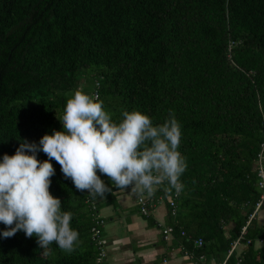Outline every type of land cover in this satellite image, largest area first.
I'll return each instance as SVG.
<instances>
[{
  "label": "trees",
  "instance_id": "16d2710c",
  "mask_svg": "<svg viewBox=\"0 0 264 264\" xmlns=\"http://www.w3.org/2000/svg\"><path fill=\"white\" fill-rule=\"evenodd\" d=\"M84 70L113 122L124 111L154 125L179 122L187 168L177 214L168 208V216L186 251L200 264H264V201L248 223L262 194L264 0H0V161L24 141L63 131L57 118L75 91L84 93ZM51 163L49 191L72 214L79 243L68 253L53 242L45 254L36 236L3 237L0 223V264H100L98 206ZM165 188L152 196H167Z\"/></svg>",
  "mask_w": 264,
  "mask_h": 264
},
{
  "label": "clouds",
  "instance_id": "9594fccd",
  "mask_svg": "<svg viewBox=\"0 0 264 264\" xmlns=\"http://www.w3.org/2000/svg\"><path fill=\"white\" fill-rule=\"evenodd\" d=\"M57 119L63 131L45 134L39 144L24 141L0 161V223L7 227L3 237L22 231L28 238L36 236L45 254L53 242L65 252L75 250L79 233L70 227L72 214L61 211V200L49 191L55 175L52 160L65 179L93 200L112 191L97 171L115 188L139 195L152 196L163 183L182 189L187 163L178 151L182 132L174 116L154 125L139 111H124L116 123L101 101L77 90ZM40 151L47 160L37 159Z\"/></svg>",
  "mask_w": 264,
  "mask_h": 264
},
{
  "label": "crops",
  "instance_id": "0c3cea01",
  "mask_svg": "<svg viewBox=\"0 0 264 264\" xmlns=\"http://www.w3.org/2000/svg\"><path fill=\"white\" fill-rule=\"evenodd\" d=\"M164 184V183H163ZM163 184L155 188L162 187ZM112 189V188H111ZM169 189V190H168ZM171 188H165L170 193ZM167 196L153 205L149 216L137 205V193L131 189H112L103 199H95L97 213L105 217L104 240L108 252L105 264H200L202 261L186 251L181 237L163 230L171 225ZM159 195V196H161ZM166 198V199H165ZM165 200V201H164ZM264 224V214H257ZM242 247V246H240ZM217 263V262H216Z\"/></svg>",
  "mask_w": 264,
  "mask_h": 264
},
{
  "label": "built area",
  "instance_id": "2783aa9c",
  "mask_svg": "<svg viewBox=\"0 0 264 264\" xmlns=\"http://www.w3.org/2000/svg\"><path fill=\"white\" fill-rule=\"evenodd\" d=\"M258 173H259V176L261 177L259 181V185H260V188L262 189V194H261L259 201L257 202L256 209L250 215L248 223L251 221L253 217H255L256 212L259 210V208L261 207L264 201V164L263 163L259 164ZM180 192L181 190L179 192L174 190L172 193H170V195L167 198L169 201V208L171 209V212L173 215L177 214L176 199L179 196ZM162 200H163L162 195L156 197V196H148L147 194H143V195H138L137 205L143 214H150L152 211L153 205H155L158 201L162 202ZM94 220L95 222L92 227L93 238L97 242V246L99 250V253L97 256V262H99L100 264H105L108 259V252L106 249V244H105V240L103 236V226L105 224V220L100 215H97ZM245 228L246 227L243 228V232L245 231ZM173 231L174 229L172 226H167L163 230L164 234L166 235V238L169 237V235L172 234ZM195 244L197 246H201L203 244V239L202 238L196 239ZM239 244H240L239 240L235 241L232 244L230 250L228 251V254L233 253L234 250L239 247ZM260 244L264 246V239L260 240ZM202 258L203 257H201V259ZM213 264H216V263L213 262ZM219 264H225V262H222ZM238 264H243L241 259H239Z\"/></svg>",
  "mask_w": 264,
  "mask_h": 264
},
{
  "label": "rangeland",
  "instance_id": "374dc122",
  "mask_svg": "<svg viewBox=\"0 0 264 264\" xmlns=\"http://www.w3.org/2000/svg\"><path fill=\"white\" fill-rule=\"evenodd\" d=\"M80 85H81V88L82 90L84 91L85 94H88L92 97L93 96V83H92V80H91V77L89 76V73L88 74H85V70L83 72L80 73ZM264 214V203H263V206L261 207V209L259 210V215H263Z\"/></svg>",
  "mask_w": 264,
  "mask_h": 264
},
{
  "label": "water",
  "instance_id": "95a60500",
  "mask_svg": "<svg viewBox=\"0 0 264 264\" xmlns=\"http://www.w3.org/2000/svg\"><path fill=\"white\" fill-rule=\"evenodd\" d=\"M254 226V225H253Z\"/></svg>",
  "mask_w": 264,
  "mask_h": 264
}]
</instances>
